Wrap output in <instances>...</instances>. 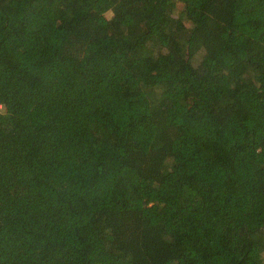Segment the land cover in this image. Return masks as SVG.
Returning a JSON list of instances; mask_svg holds the SVG:
<instances>
[{"label": "trees", "instance_id": "trees-1", "mask_svg": "<svg viewBox=\"0 0 264 264\" xmlns=\"http://www.w3.org/2000/svg\"><path fill=\"white\" fill-rule=\"evenodd\" d=\"M0 264H264V0H0Z\"/></svg>", "mask_w": 264, "mask_h": 264}]
</instances>
